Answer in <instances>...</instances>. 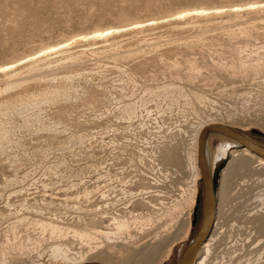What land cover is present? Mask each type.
Masks as SVG:
<instances>
[{
  "label": "rangeland",
  "instance_id": "374dc122",
  "mask_svg": "<svg viewBox=\"0 0 264 264\" xmlns=\"http://www.w3.org/2000/svg\"><path fill=\"white\" fill-rule=\"evenodd\" d=\"M251 1L256 0H0V65L97 28L169 17L198 6ZM255 14L245 13L242 22L234 15L171 19L141 32L112 35L107 43L78 39L67 51L51 54L48 62L40 61L39 68L15 77L18 85L0 92V104L6 97L15 100L10 109L0 105V264H31L47 251L50 240L43 241L39 250L22 252L41 237L35 219L105 229L112 216L130 217L131 210L150 215L153 224L144 232L132 229L137 246L133 253L129 246H122L127 262L154 264L173 245L164 264H179L184 247L200 231L199 224L191 227L189 239H183L190 212L185 200L193 181L189 153L198 123L217 115L227 125L249 127L243 131L264 143V136L252 133L253 129L264 132V75L231 74L230 68L217 63L223 55L239 65L234 46L248 37H239L238 28L246 17L258 21L264 16L259 13L256 18ZM251 33L263 41L264 22L259 19ZM193 58L204 66L194 84L185 79L187 60ZM174 60L181 63L178 69L172 65ZM179 74L184 79H176ZM173 78L208 98L195 101L194 111L183 102L168 107L157 97L146 105L149 114L143 111L131 120L122 118L119 106L141 101L147 87ZM10 79L2 76L0 88ZM43 92L52 98L42 100ZM26 98L36 102L28 105L23 102ZM217 152L222 154L218 159ZM230 157L231 151L218 147L208 153L212 176L219 173L216 190ZM229 180L230 195L223 206L227 219L223 218L224 227L208 264H264V235L252 219L263 206L253 191L239 193L240 175L233 172ZM122 183L131 192L126 196L121 193ZM97 184L116 186L112 196L124 202L116 206L119 211L109 207L101 222H97L98 207L103 204L95 192ZM198 186L201 205L202 178ZM176 205L181 206L175 210ZM48 235L45 232V238ZM66 241H71L72 252L79 250L80 243L71 238ZM147 244L151 260L138 253ZM129 255H133L132 262ZM97 260L108 264L93 258Z\"/></svg>",
  "mask_w": 264,
  "mask_h": 264
},
{
  "label": "bare ground",
  "instance_id": "6f19581e",
  "mask_svg": "<svg viewBox=\"0 0 264 264\" xmlns=\"http://www.w3.org/2000/svg\"><path fill=\"white\" fill-rule=\"evenodd\" d=\"M251 2H253V1H251ZM248 3H250V2H248ZM254 3H264V1H257L256 0V1H254ZM245 4H247V3H245ZM245 4H234V5H229V6H225V7L243 6ZM213 8L214 7L198 6V7L183 9V10H181V11H179V12H177V13L173 14L172 16H169V17L167 16V17H160V18H152V19H148V20H144V21H135V22H132L129 24L109 26V27H105V28H97L91 32L79 34L78 39H80V37H86L85 39H80V40H85V41L86 40L96 41V40L102 39L103 42L107 43L110 40V36L116 35L118 33L127 32V31H131V30L141 32V31H144L146 29L153 28V27H155L159 24H162L164 22H167L171 19H181V17H183V18L187 17L190 19H194V18H197L199 16H202V15L183 16L184 12L195 13L199 10H205L209 13L206 16L215 15V16L220 17L223 15H234V17L239 18V22H242L245 20L243 17L245 13H258V14L262 13V15L264 14L263 12H261L259 10H254V11L245 10L244 12H231V11H229L226 13H219L218 14L212 10ZM258 14H255L254 17H256V15H258ZM241 17H243L242 19H244V20L241 21L240 20ZM246 18L248 19V17H246ZM251 18L252 17H250L248 20L246 19V21L243 22L244 25L240 26L238 28L239 35H240L239 37H243V36L248 37L246 40L242 39V41H240L238 43H236V41H235L236 44L234 46V50L236 51L237 56L239 58V65L236 64V61L233 58L227 59L223 55H220L217 63L220 64V66L222 68H230L231 72H232L231 74H235V73L247 74V71H251L254 74V78H255V76H257V75H260V76H261V74L264 75V40L258 42L259 38L258 37L254 38V36L251 33V30L253 27H255L257 25V23L259 22V19H260V21L264 22V16L257 18L258 21L252 20ZM152 20H156L157 23H155V24L151 23ZM225 20H228V19H225ZM230 20H232V19H230ZM233 20H234V18H233ZM236 21H238V20H236ZM235 23H237V22H235ZM134 24H139L142 26L141 27H133ZM116 29H121V30L116 31ZM98 33H99V35H98ZM104 33H108V34L105 35ZM234 33H235V31H234ZM234 33H232V34H234ZM233 37L238 38L237 35H234ZM71 39H68L66 41L59 42L56 44L48 45L47 47L41 48L37 52H34L32 54L21 57L20 59L10 61L11 63L16 64V67L13 69H10L9 74H0V78L2 76H7V77L11 78L10 79L11 81L10 80L5 81L6 82V84H5L6 87L4 86L5 88L3 86H2L3 88H0L1 94L3 92L8 91L9 89H12L16 85H18V83H19V79H17V78H19L18 75H20L21 73L24 74V70L32 71L36 68H39L40 67V61L50 60V56L53 53H62V52L67 51L68 50L67 47L68 46L70 47V45L72 46V44L78 40V39H76V37L74 40H71ZM115 42H116V40H115ZM61 44H63L64 47H60ZM93 44H96V43H93ZM221 46H222L221 48L226 47V46L223 47V45H221ZM49 49H55V50L49 51ZM95 50H96V48H95ZM69 51H71V50H69ZM97 51H99V49ZM41 52H43L44 55H39V53H41ZM29 57H35V59H29ZM253 57H256V58H253ZM68 58H69V56H68ZM68 58H66V59H68ZM20 60H24L25 63L24 64L19 63ZM187 62L189 65L188 66L189 71L186 72V73H188V75H187V78H185V79L194 84L196 79L198 78V76L201 74L204 66L198 64V62L196 61V58L187 60ZM7 63H9V62H7ZM7 63L1 64L0 66H5ZM172 65H173V67L178 69V67L181 66V63L178 60H174ZM23 74H21V75H23ZM15 77H17V78L15 79ZM25 78L23 77V79H25ZM175 78L176 79L178 78L180 80L184 79L180 74L176 75ZM175 78H173L167 82L165 81L163 83H159L156 86L151 85L150 87H147L145 89L146 90L145 91L146 96H144L145 99L143 98L141 101L138 99V101L134 100L132 102H127L124 104L120 103V104H122L121 106H119L121 108L122 113H123L122 118L131 120L134 117L139 116L138 113L143 112V111L144 112L146 111L149 114L151 112V110H149L146 105L148 104L149 101H152L154 98H157V97H159V98L162 97L163 100L166 101V104L168 107L175 105V104H179L180 102H183L188 110H194V111L196 110L195 105H196L197 101L198 102H204L208 98L204 92H201L199 90L197 91V90H195V88L186 89L184 86L181 85V83L176 82ZM258 78H260V77H258ZM48 92H43L42 94H40V95H42L41 96L42 100L48 99L52 96V94L48 93ZM33 101H35V99H32V98H26L23 100V102H25L28 105L29 104L32 105ZM0 105H1L2 109H4V108L10 109V107H13L15 105V100H14V98L12 99L10 97L7 99V97H6V100H4ZM142 107L144 108V110L140 111L139 109ZM140 116H141V114H140ZM212 124L227 125L217 115H210L209 118H207L206 120H204V121L201 120L198 123V126L194 131V135H193V139H192L193 140L192 141V148L190 149L191 151L189 153L190 154L189 160H190V165H191L192 173H193V181H192L191 187H189L190 189L188 188V190L190 191V195L188 194L189 197L185 200V201H187V204L190 208V210H189L190 212L188 214L189 218L187 217L188 223H187L186 231L183 234L184 235L183 239H186L188 236L190 224H191L190 223L191 213H192L193 207L196 203L197 194L200 191V188L198 186V181L200 178H202V167L200 165V157H199L200 136L202 134V131L207 126L212 125ZM229 126H231V125H229ZM237 126L241 127L240 130H247L249 128V127L246 128L247 126L246 127L241 126V125L240 126L237 125ZM233 127H235V126H233ZM6 133H7V131H6ZM6 133L3 132L1 137H4ZM211 138H217L219 140L218 148L228 149L229 151H231V157H230V161L228 162V165H227L228 167L225 168L226 170L224 169L222 171V175H221L222 177H221V180L219 183L218 192L216 193L218 196V200L216 201V199L214 198V194H215L214 191H213L212 196L208 197V199H210L211 197H213L215 199V207L214 208H215L216 214L214 213V216L216 215L215 218L217 217L216 219H218V221L216 223L213 219V223L214 222L216 223V224H214L215 227L213 226L214 230L212 229L213 230L212 234L210 235V238L207 241H205L206 243L203 244L198 249L201 252V256H200V259L198 260V262H196L197 264H208L209 256L212 253V248L214 246V243L217 240L218 235L221 233L220 231H222V229H223L222 227H224L222 224V222L224 220L223 219L224 218V210H223L224 207L223 206L226 203L228 196L230 195L229 194V191H230V189H229L230 188V182H229L230 180L229 179H230L231 173H233V172L235 174L240 175V181L237 183V185L239 186V189L242 191L239 190V193L244 192V190L253 191L254 192L253 196L255 198H258L260 204H262V206H263L261 210L259 209L256 211V213L254 214L252 219L255 220L258 231L261 232L262 235H264V155H260L256 152L252 151L248 146H241L237 141L223 137L221 135H211L209 137V139H208V153L210 152L209 142H210ZM166 159H167V157H166ZM167 160H169V159H167ZM153 162H154V160H153ZM132 181H134V180L132 179ZM108 186H109L108 184H104V185H98L97 184V188L95 187V192H96V194L97 193L100 194L99 199H100V202L103 203L101 206L98 207L99 215H97L98 216L97 222L103 221V218L105 217L104 213H106V214L108 213L109 207H112V208L116 209V211H119L121 209H118L116 206L120 205L121 203H124V202H122V200H123L122 197L117 198L118 195H116V197L112 196V193L114 191L111 192V189L115 188L116 186L111 187V188H108ZM203 188H204V184H203ZM145 189H146V187H145ZM145 189L143 188V192ZM88 192L89 191H87L86 195L88 194ZM129 192H130V189L126 188L124 186V183H122L121 193L126 196V195H128ZM237 194H238V192H237ZM137 195H140V193ZM143 197H141V198H143ZM227 205L228 204H226L225 206H227ZM180 206L176 205L175 210L179 209ZM238 210H239V208H238ZM131 211L129 212V213H131L130 217L118 216V215H114V216H112V218L110 217L111 218L110 223H109V225L107 223V226L105 229L97 228L94 225H92L91 227L90 226H84V227H81V226H72V227L71 226H60L59 224H56L54 221L35 219L33 222L38 227L41 228V237H39V239L36 238L34 240V242H32V246L27 247L26 250H23L22 252H24V253L28 252L29 253L30 251L32 252L34 250H39L40 248H42V242L43 241L50 240L51 244L48 245L49 246V247H47L48 249L46 248L47 251L40 253L41 258L36 260V261H32L31 264H51V263L83 264L91 253L97 252L100 249V246H103L105 249H107V253H105L104 251H100L99 255L95 256L96 258L98 257L99 259H102L104 262H106L108 264H129V262H127V260L124 257L126 253H124L125 250L122 246H129L130 248H128V249H130L131 250L130 252L133 253L132 250H134V248L137 246V243L135 241L132 229H137V230H139V232H144L147 229V227H150L153 224L152 223L153 219L150 215H148V214L143 215L142 213H133ZM234 212H235V210H234ZM237 213H238V211H237ZM225 214H226V212H225ZM123 215H125V214H123ZM109 216H111V215H109ZM214 216H213V218H214ZM237 221H238V219H237ZM213 223H212V225H213ZM45 232H47L49 234L48 235L49 237L45 238ZM69 238H71L74 241L81 244L78 251L72 252V249L70 247L71 241L70 242L66 241ZM19 241H21V240H19ZM72 244H73V242H72ZM13 246H14V244H13ZM149 246H150V244H147L146 246L142 247V249L139 250L138 253L143 254L144 257H145V255L150 256V260H151L153 257V253L149 254V252L147 253V251H146L147 247H149ZM172 246L170 248L168 247L169 249L165 252V254L154 264H162L163 261L168 259L172 253V250H173ZM19 247L22 249V247H24V245L21 247V243H20ZM16 248H18V247H16ZM152 252H153V250H152ZM1 253H3V251ZM11 256L13 257L12 254H11ZM195 256H198V255H195ZM127 258L130 259L131 262L133 261V255H131V256L129 255V256H127ZM145 259L149 260V259H147V257ZM145 259L143 258V260H145ZM2 260L4 262L5 258ZM193 261L191 262V264H193ZM216 264H226V262H224V261L220 262L219 261Z\"/></svg>",
  "mask_w": 264,
  "mask_h": 264
},
{
  "label": "water",
  "instance_id": "95a60500",
  "mask_svg": "<svg viewBox=\"0 0 264 264\" xmlns=\"http://www.w3.org/2000/svg\"><path fill=\"white\" fill-rule=\"evenodd\" d=\"M252 133H256L264 136V133L253 129ZM211 135H221L223 137L237 141L241 146H248L252 151L264 155V143L253 138L243 130L236 127L223 125V124H212L207 126L200 136V165L202 167V179L204 184V219L200 231L189 241V243L184 247L179 264H191L194 257L210 234L211 226L213 223V216L215 213V199L212 196L214 187L217 186L218 172L216 171L214 177L212 176V169L210 168L208 161V139ZM200 203V195L197 198L196 205L193 210L192 227L194 228L197 223V212Z\"/></svg>",
  "mask_w": 264,
  "mask_h": 264
},
{
  "label": "snow or ice",
  "instance_id": "6c2138e0",
  "mask_svg": "<svg viewBox=\"0 0 264 264\" xmlns=\"http://www.w3.org/2000/svg\"><path fill=\"white\" fill-rule=\"evenodd\" d=\"M214 12L216 13H226V12H244L245 10H250V11H254V10H259L261 12H264V3H254V2H250L247 3L243 6H234V7H225V6H215L212 9ZM209 13L205 10H199L195 13L192 12H184L183 16H191V15H202V16H206ZM183 18V17H181ZM151 23L155 24L157 23L156 20H152ZM142 25L139 24H134L133 27H141ZM121 29H116V31H120ZM105 35H107L108 33H104ZM99 35V33H98ZM86 37H80V39H85ZM60 47H64L63 44L60 45ZM55 49H49V51H54ZM39 55H44L43 52L39 53ZM29 59H35V57H29ZM19 63L24 64L25 61L24 60H20ZM16 67V64L14 63H7L5 66H0V74H9L10 69H13ZM166 115V114H165ZM164 146L162 145V148ZM100 251H104L105 253H107V249H105L103 246H100V249L97 252L91 253L89 255V257L86 259L85 264H100V261H95L93 262V257L98 256Z\"/></svg>",
  "mask_w": 264,
  "mask_h": 264
},
{
  "label": "flooded vegetation",
  "instance_id": "af4514ba",
  "mask_svg": "<svg viewBox=\"0 0 264 264\" xmlns=\"http://www.w3.org/2000/svg\"><path fill=\"white\" fill-rule=\"evenodd\" d=\"M247 134H249L250 136H252L253 138H254V136L252 135V134H250V133H247ZM218 144H219V140L217 139V138H211L210 139V142H209V147H210V152H211V154H212V150H214V149H216L217 147H218ZM216 155H217V158L216 159H218V158H220L221 156H222V154H220V152H217L216 153ZM218 192V189L216 190L215 189V187H214V198L216 199V201L218 200V196H217V193ZM200 195V191L198 192V194H197V197H196V202H197V198H198V196ZM195 205H196V203H195ZM195 205H194V207H195ZM204 200H203V203L201 204V205H199V208H198V212H197V223H196V225H195V227H194V229L196 228V226H198V224L200 225V228H201V226H202V223H203V219H204ZM194 207H193V210H194ZM216 214V213H215ZM191 215H192V213H191ZM216 216V215H215ZM215 216H214V221L217 223V221H218V219H216L215 218ZM227 219V217H226V214H224V219ZM213 223V225H212V227H211V233L208 235V237L206 238V240L205 241H207L209 238H210V235L212 234V231L214 230L213 228L215 227V225L214 224H216V223ZM190 229H191V227H192V220H191V218H190ZM214 226V227H213ZM189 229V233H188V236H187V238L186 239H189V237H190V233H191V230ZM213 229V230H212ZM185 239V240H186ZM184 240V241H185ZM203 242L202 243V245L203 244H205L206 242ZM201 245V246H202ZM200 246V247H201ZM172 254V253H171ZM196 255H200V251L198 250V252L196 253ZM171 256V255H170ZM198 256H195V258H194V261H193V264H195L198 260H199V258L200 257H198ZM169 259V258H168ZM167 260V259H166ZM165 260V261H166ZM164 261V262H165ZM163 262V263H164ZM162 263V264H163Z\"/></svg>",
  "mask_w": 264,
  "mask_h": 264
},
{
  "label": "crops",
  "instance_id": "0c3cea01",
  "mask_svg": "<svg viewBox=\"0 0 264 264\" xmlns=\"http://www.w3.org/2000/svg\"><path fill=\"white\" fill-rule=\"evenodd\" d=\"M170 257H171V256H170ZM170 257H169V259H170ZM169 259H167V260H169ZM167 260H166V261H167ZM166 261H165V262H166ZM163 262H164V261H163ZM163 262H162V263H163ZM165 262H164V263H165ZM164 263H163V264H164Z\"/></svg>",
  "mask_w": 264,
  "mask_h": 264
}]
</instances>
